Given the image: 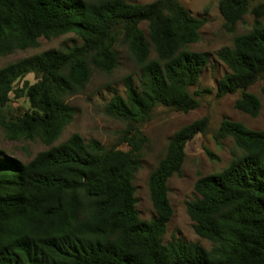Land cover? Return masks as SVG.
Here are the masks:
<instances>
[{"label":"trees","instance_id":"1","mask_svg":"<svg viewBox=\"0 0 264 264\" xmlns=\"http://www.w3.org/2000/svg\"><path fill=\"white\" fill-rule=\"evenodd\" d=\"M217 9L229 33L252 17L231 46L216 51L228 68L216 95L237 93L234 107L256 117L261 102L248 88L259 83L264 95V0H218ZM204 23L179 0H0V58L37 46L39 37L73 33L81 41L0 68L5 134L50 145L27 162L0 150V264H264V129L222 118L212 134L217 143L231 138L240 153L197 178L195 196L185 202L194 232L210 248L163 241L173 213L167 181L180 173L186 144L207 134V116L174 131L150 171L153 217L143 220L136 209L133 176L147 142L141 127L159 106L183 113L198 107L199 92L189 87L209 53L189 45ZM118 45L139 68L137 85L125 75V94L115 91L105 104L108 115L125 123L118 133L127 149L78 133L52 145L75 112L66 98L82 90L92 68L109 73L117 66Z\"/></svg>","mask_w":264,"mask_h":264},{"label":"rangeland","instance_id":"2","mask_svg":"<svg viewBox=\"0 0 264 264\" xmlns=\"http://www.w3.org/2000/svg\"><path fill=\"white\" fill-rule=\"evenodd\" d=\"M129 2L145 3L151 0H128ZM190 13L199 18H205V23L200 28V38L189 45V49L209 53V60L200 72L197 83L189 87L191 93L199 92L197 108L187 113L175 112L171 109L157 107L151 119L145 122L141 129L147 137V142L140 151V166L133 176L135 186L136 209L139 217L149 220L154 215L151 205L147 179L150 171L156 166L158 160L164 155L167 142L171 134L181 126L202 116L209 119L208 130L205 136L197 135L186 144V155L179 174H174L167 181L168 198L173 213L167 223V230L163 241L172 238H181L186 242H198L205 248H210L211 243L199 237L192 228V221L186 211V201L195 196L194 183L200 176L223 169L232 156L239 154L231 138L215 142L212 134L217 130L222 118L238 121L253 130L264 129V95L259 91V83L248 88L256 94L261 102V108L256 117H251L234 107L238 94H228L217 97L216 86L219 78L228 71L227 66L216 56V51L223 46H231L235 34L245 32L252 23V17L245 15L243 21L238 22L232 33L223 27V18L218 12V0H179ZM263 1V0H258ZM264 24V17L262 18ZM35 47L16 50L0 58V68L7 63L22 57L30 56L50 48H62L73 43L80 44V39L73 33H67L54 38H38ZM118 64L109 73L97 71L92 68L89 81L82 90L66 98V102L74 109V115L67 124L59 138L52 144L66 140L71 134H80L85 141L99 140L106 148L117 147L127 149L121 143L118 131L125 127L122 120L114 118L105 112V104L116 91L125 94L123 77L131 74L137 85L139 68L131 54L124 45H118ZM151 51V56H153ZM25 79L34 81L33 75L28 74ZM25 103L24 99L19 100ZM50 145H45L39 138L25 140L22 138L10 139L0 126V150L7 155L16 157L23 162L32 159L38 152L46 150ZM203 147L210 150L216 158H209Z\"/></svg>","mask_w":264,"mask_h":264}]
</instances>
